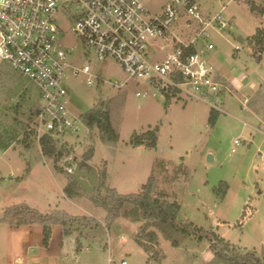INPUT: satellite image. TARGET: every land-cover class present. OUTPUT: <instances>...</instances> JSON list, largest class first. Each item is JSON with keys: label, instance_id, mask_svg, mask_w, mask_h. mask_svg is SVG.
Instances as JSON below:
<instances>
[{"label": "rangeland", "instance_id": "rangeland-1", "mask_svg": "<svg viewBox=\"0 0 264 264\" xmlns=\"http://www.w3.org/2000/svg\"><path fill=\"white\" fill-rule=\"evenodd\" d=\"M166 1L146 0V4L158 11ZM196 1L211 15L226 6L223 15L230 23L220 31L211 28L210 41L215 47L203 50L233 91L221 96L222 110L214 125L209 123L214 109L209 103L184 96L168 100L156 85L129 79L112 58L98 59L72 32L66 17L58 18V25L66 32L64 46L73 48L79 63L96 68L101 75V80L91 85L84 74L68 76L65 84L71 114L78 117L105 102L118 134L116 141H109L94 126L59 137L57 144L64 149V156L58 165L64 166V158L70 155L81 160L93 148L90 163L106 174L108 186L119 193H135L155 176L157 191L180 202V221L215 231L242 253L256 251L262 257L264 51H260L264 44L253 35L258 28L264 35V15L251 10L246 0ZM255 1L264 5V0ZM176 33L187 38L184 28L177 27ZM157 43L158 47L149 48V58L155 54L160 58L173 48L169 43L161 50L164 44ZM199 45L204 42L200 40ZM125 80L128 82L122 87L112 85ZM137 92L147 94L138 96ZM40 104L36 84L0 62V143L10 147L3 149L0 145V218L9 207L26 203L41 213L58 209L87 215L101 226H79L66 235L62 226L53 225L49 245L45 246L42 224L13 226L0 220V264H228L216 256L208 240L199 241L143 220L133 205H124L121 215L108 227L107 210L95 205L85 193L66 196L63 189L68 174L57 169L54 157L43 154L33 135L23 142L27 135L23 129ZM156 128V147L131 144L132 138ZM235 138L242 143L233 152ZM209 151L215 154L213 162L207 161ZM142 226L144 232L140 231ZM151 232L156 234L154 240L148 236ZM172 239H177L179 246H174Z\"/></svg>", "mask_w": 264, "mask_h": 264}, {"label": "built area", "instance_id": "built-area-1", "mask_svg": "<svg viewBox=\"0 0 264 264\" xmlns=\"http://www.w3.org/2000/svg\"><path fill=\"white\" fill-rule=\"evenodd\" d=\"M225 8L211 15L196 0H167L158 11L151 10L146 0H0V62L40 91L42 104L27 123L28 133L41 146L47 136L58 139L87 127L81 115L71 114L65 83L68 76L81 74L87 76L88 85L101 80L96 68L79 63L73 48L64 46L66 32L58 25L59 17L70 21L72 32L98 59L112 58L129 79L156 85L167 97L195 98L221 111V96L233 91L203 55L199 42H204L205 50L215 47L209 30L229 26ZM177 27L186 30L187 38L176 33ZM157 41L164 44L161 50L169 43L173 48L160 58L156 54L149 58V48L160 45ZM127 82L112 85L122 87ZM249 96L244 98L245 108ZM241 143L240 138L234 139L233 152ZM64 163L72 175L75 157H65Z\"/></svg>", "mask_w": 264, "mask_h": 264}, {"label": "trees", "instance_id": "trees-1", "mask_svg": "<svg viewBox=\"0 0 264 264\" xmlns=\"http://www.w3.org/2000/svg\"><path fill=\"white\" fill-rule=\"evenodd\" d=\"M251 10L257 11L264 15V5L258 4L255 0H246ZM263 29L258 28L253 35L257 41L264 44V35H262ZM264 51L262 46L260 53ZM261 57L258 58L260 61ZM171 97H167L170 100ZM105 102H100L94 109L81 115V119L87 126V128L98 127L102 132V136L106 137L109 141H116L118 134L112 126L110 118V110ZM219 115V111L211 110L209 117L210 125H214ZM158 128L151 129L137 137L131 139L132 145L144 144L148 147H156L158 142ZM22 133H26L23 142L27 141V137L31 135L27 129H23ZM35 139V138H34ZM36 140V139H35ZM58 140L52 137H45L42 139L41 148L44 155L54 157L57 169L66 172V169L58 165L64 156V149H59ZM1 148L5 149L8 144L0 143ZM26 145H29L26 142ZM94 155V149H89L82 156L83 160H90ZM68 174V183L64 187V193L70 198L79 196L81 193H85L95 205L103 207L107 210L106 224L111 226L116 219L121 215V211L126 204L133 205L138 209V214L143 220L155 221L157 224L169 227L176 232H182L187 237L197 238L199 241L208 240L210 242V248L215 252L216 256L223 259L228 264H264V256L260 257L256 254V251H246L242 253L237 249V246L231 244L228 241L222 239L215 231H207L201 227L196 226L193 222H182L179 220V214L181 211V204L179 201H171L166 193L158 192L156 188L155 176H150L147 183L143 185V188L139 192L135 193H119L117 189L110 187L106 184V174L98 171L97 186L92 194L85 191L83 187ZM222 188H220L221 190ZM227 191L224 189L225 195ZM222 193V194H223ZM0 220L7 222L13 226L31 225L34 223H40L43 226V243L45 246L49 245V241L52 235L53 225H60L63 227L64 234H72L79 226L92 227L93 225L101 226V223L93 217L87 215H74L64 210L54 209L49 213H41L39 210L30 207L26 203L14 205L6 210L5 217ZM141 232L145 231V227L142 226ZM150 239H155L156 234L154 232L149 233ZM147 252L148 248L143 245L142 241L136 240ZM174 246H179L177 239H172Z\"/></svg>", "mask_w": 264, "mask_h": 264}, {"label": "water", "instance_id": "water-1", "mask_svg": "<svg viewBox=\"0 0 264 264\" xmlns=\"http://www.w3.org/2000/svg\"><path fill=\"white\" fill-rule=\"evenodd\" d=\"M207 161H215V154L213 151L208 152ZM98 176V169L95 166L86 160L76 159V167L72 177L81 185V187L85 189L87 193L92 194L94 192L97 186Z\"/></svg>", "mask_w": 264, "mask_h": 264}, {"label": "crops", "instance_id": "crops-1", "mask_svg": "<svg viewBox=\"0 0 264 264\" xmlns=\"http://www.w3.org/2000/svg\"><path fill=\"white\" fill-rule=\"evenodd\" d=\"M212 42V41H211ZM200 49L203 51L205 48H204V45L202 47H200ZM262 58V57H261ZM256 65V64H255ZM222 80H224V78L220 77ZM262 79H264V77H261ZM225 81V80H224ZM240 87V85L238 84L237 88ZM27 146V145H26ZM10 147H7L6 149H8ZM88 162L90 163V160H88ZM91 164V163H90ZM66 186V185H65ZM64 190V189H63ZM147 263H150L147 261ZM151 264V263H150Z\"/></svg>", "mask_w": 264, "mask_h": 264}]
</instances>
